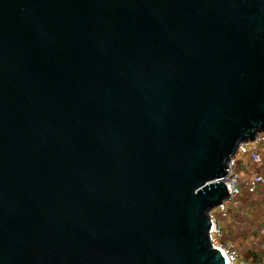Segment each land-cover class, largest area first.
Returning a JSON list of instances; mask_svg holds the SVG:
<instances>
[{
    "label": "water",
    "instance_id": "water-1",
    "mask_svg": "<svg viewBox=\"0 0 264 264\" xmlns=\"http://www.w3.org/2000/svg\"><path fill=\"white\" fill-rule=\"evenodd\" d=\"M261 132L264 0H0V264H226Z\"/></svg>",
    "mask_w": 264,
    "mask_h": 264
},
{
    "label": "crops",
    "instance_id": "crops-1",
    "mask_svg": "<svg viewBox=\"0 0 264 264\" xmlns=\"http://www.w3.org/2000/svg\"><path fill=\"white\" fill-rule=\"evenodd\" d=\"M256 147L263 158L256 166L248 155L240 157L239 170L245 180L250 178L251 168L264 173V141ZM229 208V215L222 218V241L239 252L240 261L236 264H264V235L260 233L264 223V187L258 186L254 193L244 189L241 207Z\"/></svg>",
    "mask_w": 264,
    "mask_h": 264
},
{
    "label": "built area",
    "instance_id": "built-area-1",
    "mask_svg": "<svg viewBox=\"0 0 264 264\" xmlns=\"http://www.w3.org/2000/svg\"><path fill=\"white\" fill-rule=\"evenodd\" d=\"M263 141L264 132H261L256 136L254 141L240 144L236 154L229 162L228 172L224 177L230 194L221 204L210 212L212 220L210 237L213 245L220 248L226 256V264H236L240 261V258L239 252L232 245L225 244L222 241L224 233L222 218L229 215V205L236 209L241 207L244 189H247L249 193H254L258 186L264 187V173H261L257 168H251L250 178L245 180L239 170V160L243 154L248 155L255 166L256 164L262 162L263 158L256 145ZM260 233L264 235V223L260 226Z\"/></svg>",
    "mask_w": 264,
    "mask_h": 264
}]
</instances>
